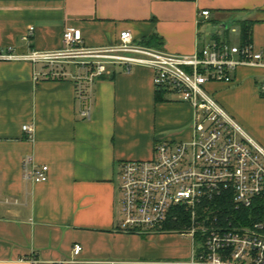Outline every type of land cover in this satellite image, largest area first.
Masks as SVG:
<instances>
[{"label": "crops", "instance_id": "0c3cea01", "mask_svg": "<svg viewBox=\"0 0 264 264\" xmlns=\"http://www.w3.org/2000/svg\"><path fill=\"white\" fill-rule=\"evenodd\" d=\"M243 23L264 53V0H0V48L60 51L64 30L74 28L87 48L115 46L126 31L136 45L154 36L158 42L148 48L190 56L217 40L241 45ZM49 72L42 64L0 61V264L187 262L189 238L117 230L118 171L122 162L151 160L156 142L189 141L191 106L157 93L150 69L117 66L94 83L90 117L82 119L74 81ZM232 79L207 89L264 150V69L238 68ZM25 156L48 167L46 182L23 181Z\"/></svg>", "mask_w": 264, "mask_h": 264}, {"label": "built area", "instance_id": "2783aa9c", "mask_svg": "<svg viewBox=\"0 0 264 264\" xmlns=\"http://www.w3.org/2000/svg\"><path fill=\"white\" fill-rule=\"evenodd\" d=\"M198 16L207 19L209 12L201 11ZM32 31L30 28L23 40ZM62 41V50L56 52L19 55L12 48H0V61L42 64L50 68L48 77L71 78L82 119L90 117L94 83L117 66L126 72L137 67L150 69L156 91L177 95L193 111L189 141L156 142L151 160L120 164L117 230L147 236L169 232L165 230L169 222H185L181 229L170 231L189 238L192 246L189 260L178 264H264V225L254 229L225 227L206 213L208 204L224 197L235 209L264 200V150L207 89L214 83L231 85L238 68L264 69V53L250 42L230 45L217 40L190 56L172 55L134 44L126 31L119 35L117 45L106 48L83 46L80 32L74 28L64 30ZM59 59L75 71L59 66L54 69ZM259 93L264 97V81ZM22 130L32 141V129L23 126ZM22 179L44 183L48 167L38 166L31 156H25ZM80 251V246H74L73 255Z\"/></svg>", "mask_w": 264, "mask_h": 264}, {"label": "trees", "instance_id": "16d2710c", "mask_svg": "<svg viewBox=\"0 0 264 264\" xmlns=\"http://www.w3.org/2000/svg\"><path fill=\"white\" fill-rule=\"evenodd\" d=\"M250 28L251 24L243 23L241 25L242 44L251 42ZM157 42V39L152 36L146 41V47L156 46ZM156 92L160 93L162 91ZM156 100H158V97H156ZM206 213L211 215V218L216 217L222 226L227 227L230 225V227L236 229H254L256 225H264V200L256 199L249 208L235 209L231 200L224 197L208 204ZM184 223L169 222L165 225V230L169 232L179 230L184 226Z\"/></svg>", "mask_w": 264, "mask_h": 264}, {"label": "rangeland", "instance_id": "374dc122", "mask_svg": "<svg viewBox=\"0 0 264 264\" xmlns=\"http://www.w3.org/2000/svg\"><path fill=\"white\" fill-rule=\"evenodd\" d=\"M56 61V66L54 67V69H59V67H66V68H70V71L71 72H74L75 71V69H73L72 68V66H67V65H63V64H61L62 62H63V60L62 59H59V60H55ZM59 66V67H58ZM259 91V90H258ZM260 94V93H259ZM229 115V114H228ZM230 116V115H229ZM231 117V116H230ZM232 118V117H231ZM233 119V118H232ZM235 121V120H234ZM236 122V121H235ZM237 123V122H236ZM237 125L241 128V129H243L238 123H237Z\"/></svg>", "mask_w": 264, "mask_h": 264}]
</instances>
